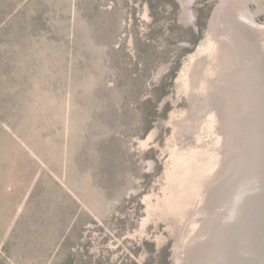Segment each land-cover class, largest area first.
<instances>
[{"label":"rangeland","instance_id":"obj_1","mask_svg":"<svg viewBox=\"0 0 264 264\" xmlns=\"http://www.w3.org/2000/svg\"><path fill=\"white\" fill-rule=\"evenodd\" d=\"M217 1L196 32L177 0H0V264H170L151 193Z\"/></svg>","mask_w":264,"mask_h":264},{"label":"water","instance_id":"obj_2","mask_svg":"<svg viewBox=\"0 0 264 264\" xmlns=\"http://www.w3.org/2000/svg\"><path fill=\"white\" fill-rule=\"evenodd\" d=\"M177 1L197 32L195 0ZM249 3L217 1L177 78L189 107L150 202L170 264H264V27L241 19L264 13Z\"/></svg>","mask_w":264,"mask_h":264},{"label":"bare ground","instance_id":"obj_3","mask_svg":"<svg viewBox=\"0 0 264 264\" xmlns=\"http://www.w3.org/2000/svg\"><path fill=\"white\" fill-rule=\"evenodd\" d=\"M246 20V19H245ZM250 22L252 21V22H254L253 20H250V19H248ZM254 24H256V23H254ZM257 26H261V25H257ZM263 27V26H262Z\"/></svg>","mask_w":264,"mask_h":264},{"label":"trees","instance_id":"obj_4","mask_svg":"<svg viewBox=\"0 0 264 264\" xmlns=\"http://www.w3.org/2000/svg\"><path fill=\"white\" fill-rule=\"evenodd\" d=\"M66 261H68V260H66ZM69 262H71V263H72V261H69Z\"/></svg>","mask_w":264,"mask_h":264}]
</instances>
